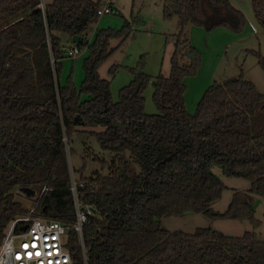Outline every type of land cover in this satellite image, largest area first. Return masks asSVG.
<instances>
[{
    "label": "trees",
    "instance_id": "trees-1",
    "mask_svg": "<svg viewBox=\"0 0 264 264\" xmlns=\"http://www.w3.org/2000/svg\"><path fill=\"white\" fill-rule=\"evenodd\" d=\"M204 1L223 9L210 21ZM0 0V246L9 224L30 209L16 197L28 187L34 214L72 225L76 219L67 136L94 135L101 148L114 154L100 159L102 171L78 179L79 197L95 214L84 226L88 264H264L262 221L250 200L264 197V93L244 72L215 80L204 91L194 112L186 104L187 76L197 74L202 53L188 38V24L213 30L242 31L248 20L230 0H164L165 19L177 17L169 75L155 77L153 100L157 113L146 111V90L152 79L143 59L131 81L115 100L112 79L100 66L144 19L125 18L120 28L88 30L97 22L102 0ZM256 21L264 28V0H251ZM32 11L21 16L27 9ZM68 36V43L63 36ZM87 46L85 78L59 83L65 47ZM112 39L119 43L112 45ZM264 70V54L251 50ZM52 55L56 57L55 67ZM119 64L110 68L112 77ZM82 126L91 127L84 130ZM101 127V130L94 128ZM73 152V151H72ZM218 165L230 177L250 180L235 190L224 211L212 205L226 184L214 173ZM108 169V172H105ZM201 213L210 219L249 221L252 230L241 236L199 227L194 233L170 231L166 216ZM73 264H84L79 234L68 230Z\"/></svg>",
    "mask_w": 264,
    "mask_h": 264
},
{
    "label": "rangeland",
    "instance_id": "rangeland-1",
    "mask_svg": "<svg viewBox=\"0 0 264 264\" xmlns=\"http://www.w3.org/2000/svg\"><path fill=\"white\" fill-rule=\"evenodd\" d=\"M46 4L52 0H43ZM240 8L247 17V24L240 32H235L226 27H217L207 30L205 27L188 24L184 29V37L198 48L202 53V64L195 75L187 76L185 97L187 108L194 112L197 104L206 88L215 80L222 81L228 77L238 75L241 71L252 80L259 90L264 93V70L259 64L258 57L251 50H260L264 54V28L256 21L251 0H230ZM113 12L99 16L88 30V40H93L97 29L120 28L125 18L131 19L139 14L145 21L139 26V30L131 34L115 52L100 66L102 77L112 79V93L115 100L120 97V89L133 78L128 67L136 66L143 59L144 70L152 76L146 90V111L157 113L158 108L153 100L155 77L159 73L169 75L170 58L174 50L175 35L179 31L177 17L165 19L163 16L164 0H112ZM205 10L212 21L218 12L223 9L212 7L208 1H204ZM32 11V8L24 11L21 16ZM11 19L0 23V29L5 27ZM63 42L68 43V36H63ZM112 45L119 43L118 39H112ZM87 46L76 57H66L60 70L58 81L66 85L70 80L80 86L85 78L84 59L87 56ZM119 64V70L112 77L110 68ZM84 130L91 127L82 126ZM101 130V127L94 128ZM70 166L73 175L79 178L84 162L87 163L83 170L85 175H91L96 170L102 171V164L95 157L111 161L114 154L103 150L94 135L88 132L76 133L72 142L66 140ZM73 151V152H72ZM214 173L226 184L227 188L222 193V198L215 202L214 210L224 211L229 206L235 190H247L251 182L242 177H230L223 174L218 165L212 167ZM105 172H108L106 169ZM16 197L25 207L31 209L35 201L28 197L21 189H16ZM250 200L256 209V216L262 224L257 229L259 239L264 241V197L252 194ZM162 225L170 231H183L194 233L199 227H208L221 231L227 236H241L247 230H252L249 221L210 219L201 213L190 212L185 216H166L162 218Z\"/></svg>",
    "mask_w": 264,
    "mask_h": 264
},
{
    "label": "built area",
    "instance_id": "built-area-1",
    "mask_svg": "<svg viewBox=\"0 0 264 264\" xmlns=\"http://www.w3.org/2000/svg\"><path fill=\"white\" fill-rule=\"evenodd\" d=\"M41 7L44 10L46 8V3L43 0ZM113 10L112 0H102V4L98 8V15L101 16L113 12ZM83 47L78 44L67 45L65 56L74 58L82 51ZM57 60L52 55L54 67ZM64 140L68 141L67 136L64 137ZM66 151L68 154L67 145ZM70 175V189L76 211L75 222L72 225H67L59 220L36 215L34 214L35 206H33L26 215L16 217L7 227L0 246V264H73L71 253L66 246L70 228L78 232L84 264H88L84 226L90 222V216L95 214L96 209L93 205L85 204L79 197L78 179L74 177L71 166ZM24 226L27 227L24 229Z\"/></svg>",
    "mask_w": 264,
    "mask_h": 264
},
{
    "label": "water",
    "instance_id": "water-1",
    "mask_svg": "<svg viewBox=\"0 0 264 264\" xmlns=\"http://www.w3.org/2000/svg\"><path fill=\"white\" fill-rule=\"evenodd\" d=\"M83 37L80 36V35H74L73 37V41L78 44L80 42V40L82 39ZM25 193H27L28 195H33L35 193V191L33 189H30L28 187H24L22 189ZM27 226H24L23 228L25 229Z\"/></svg>",
    "mask_w": 264,
    "mask_h": 264
},
{
    "label": "snow or ice",
    "instance_id": "snow-or-ice-1",
    "mask_svg": "<svg viewBox=\"0 0 264 264\" xmlns=\"http://www.w3.org/2000/svg\"><path fill=\"white\" fill-rule=\"evenodd\" d=\"M37 255H39V253H37ZM29 256H31V253H29Z\"/></svg>",
    "mask_w": 264,
    "mask_h": 264
}]
</instances>
